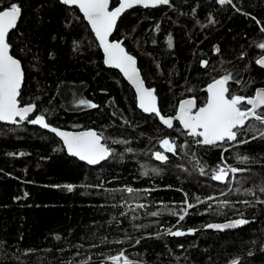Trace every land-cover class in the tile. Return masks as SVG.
I'll return each mask as SVG.
<instances>
[{"label":"trees","instance_id":"trees-1","mask_svg":"<svg viewBox=\"0 0 264 264\" xmlns=\"http://www.w3.org/2000/svg\"><path fill=\"white\" fill-rule=\"evenodd\" d=\"M11 3L22 8L10 32L25 73L20 103L37 105L31 119L43 114L57 127L95 129L113 154L91 167L69 156L49 131L27 121L0 122V264H111L107 258L121 251L138 264H264V204L258 202L264 200V138L241 130L236 141L210 146L186 136L177 156L156 162L157 139L174 129L138 108L133 87L105 65L79 9L59 0H0V10ZM262 27L264 0H171V6L127 10L111 39L136 57L166 114L182 96L206 98L205 87L229 72L230 94L251 96L264 86V67L256 63L264 54ZM81 99L98 107L80 105ZM248 124L263 129L255 120ZM226 165L242 171L233 182L231 172L226 182L212 180ZM128 187L136 193L123 191ZM185 199L196 207L179 221L170 212L180 214ZM134 200L145 207H129ZM241 218L250 223L233 231L206 227ZM169 228L198 231L174 237L164 234Z\"/></svg>","mask_w":264,"mask_h":264},{"label":"snow or ice","instance_id":"snow-or-ice-1","mask_svg":"<svg viewBox=\"0 0 264 264\" xmlns=\"http://www.w3.org/2000/svg\"><path fill=\"white\" fill-rule=\"evenodd\" d=\"M111 0H60V3L66 6L78 8L83 14L84 19L88 22L99 47L104 53V63L109 67L119 69L124 77H126L135 87L139 108L145 113L155 114L160 121L168 128H173V120L179 121L184 132L195 139L197 144L215 146L218 143L232 142L237 140L241 130L258 132L260 138H264V130L257 129L248 124L249 120H255L260 125H264V88L257 89L253 96H243L238 94H230V82L235 78L232 73H226L219 78H214L207 85V99L203 106L198 107L195 98L182 100L179 104L178 111L174 117H165L161 114V110L157 105V97L155 90L145 87L140 72L137 69V61L135 57L130 55L122 46L120 41H111L109 38L117 28L118 20L127 10L136 6L143 8H155L161 5L171 6V0H118V5L110 10ZM220 5L231 4L232 0H218ZM239 11V9H237ZM22 16V8L17 3H11L3 10H0V121L10 124H20L27 121L33 125H39L42 128L49 129L57 136L61 137L67 147V151L81 161H86L89 165H97L101 161L108 159L112 154V150L102 140L105 138L102 134L94 130L80 133H71L61 131L58 128L50 127L46 122L43 114L36 115L34 119H29L37 109L35 103H29L21 106L20 96L21 88L25 81V73L21 61L12 54V45L10 43V32L17 28L18 21ZM253 19H255L253 17ZM210 23L214 21L210 20ZM259 24L260 22L257 21ZM159 30V25L156 26ZM264 32V27L260 29ZM173 46L172 38H168V47ZM264 49V43L258 45ZM215 52L219 53L220 48L215 47ZM256 63L264 67V58L256 60ZM201 66L208 67V61H201ZM237 84L239 80L235 81ZM80 105L89 108L98 107L89 101L81 99ZM247 105V107H242ZM199 138V139H196ZM252 139H257L256 135ZM247 143L248 141H241ZM113 143H126V141H113ZM160 147L167 153L175 155L177 153V144L167 138L160 141ZM132 151V149H128ZM227 151V149H225ZM19 155L23 156L24 153ZM154 158L160 162H167L169 157L163 152L156 151ZM247 160V157L243 158ZM242 171L234 167H217L211 175V179L219 182H226L229 173H237ZM201 174L204 168H200ZM147 174V173H145ZM69 192L73 190L72 185L65 186ZM129 194L136 193L131 187L124 189ZM147 191V190H145ZM264 192V187L260 189ZM25 197L28 195L24 194ZM138 198V197H136ZM211 200L213 197H208ZM197 203H205L206 201L196 197ZM264 204V200L258 201ZM185 207L181 209V213L171 211V215H178L179 221H183L188 215V209L196 207V205L188 203L185 199ZM244 203H248L244 201ZM227 205L223 202L221 206ZM131 207V206H129ZM144 204H136V208L143 209ZM166 207V206H165ZM134 210V209H133ZM160 212H151V216H158ZM126 215V213H125ZM132 219H137L133 216ZM250 221L244 218L231 221L226 224H208L207 228L223 231L225 229L238 228L249 224ZM198 229H188L187 232L182 230L173 231L172 228L166 230L164 234L174 237L185 235H193ZM157 239L160 234H157ZM59 239V237H57ZM119 243V241H117ZM140 243L139 240L136 241ZM182 247V246H181ZM111 264H138L132 261L121 251L118 255L109 256L107 258ZM87 264V262H84ZM231 264H240L238 260H232Z\"/></svg>","mask_w":264,"mask_h":264},{"label":"flooded vegetation","instance_id":"flooded-vegetation-1","mask_svg":"<svg viewBox=\"0 0 264 264\" xmlns=\"http://www.w3.org/2000/svg\"><path fill=\"white\" fill-rule=\"evenodd\" d=\"M206 88H207V86L205 87V90H206ZM256 91V90H255ZM240 92L241 91H238V90H234V92H232L231 94H238V95H242V94H240ZM254 95V94H253ZM253 95H251V96H253ZM249 97H250V95H248ZM186 98H195L196 99V102H197V106L198 107H200V106H203V104L205 103V101H206V99H207V92H206V98H204V99H198L197 97H183V98H181V99H179L178 101H176V103L175 104H173L172 105V108L170 109V110H168V112L165 114V113H163L162 111H161V113H162V115H164L165 117H174L175 115H176V113H177V111H178V107H179V103H180V101H182V100H184V99H186ZM137 100V99H136ZM159 100V99H158ZM160 106V105H159ZM242 107H247V105H243ZM160 110H161V108H160ZM262 112H264V110H261ZM144 112V111H143ZM152 115H155V114H152ZM157 117V116H156ZM158 118V117H157ZM158 120H159V118H158ZM159 122H160V120H159ZM161 123V122H160ZM165 126V125H164ZM165 127H167V126H165ZM168 128V127H167ZM168 129H170V128H168ZM172 130H173V133H171V135H170V133L169 134H164V135H161L158 139H157V145H156V147H154L153 148V150H152V154H153V158H154V153L156 152V151H160V152H163L165 155H167L168 157H169V159H170V157L171 156H173V157H175V156H177V154H178V152L180 151V145H185V139H186V136H188L185 132H184V130L182 129V127L180 126V124H179V121H176V120H173V128H171ZM174 135H177V136H179V138H181V141L180 142H178L177 143V137H175ZM165 138H167V139H169V140H172V141H174L176 144H177V153L175 154V155H173L172 153H167V152H165V150L163 149V148H161L160 147V141L161 140H163V139H165ZM192 138V140H194V143L196 144V145H201V144H197L196 142H195V139L193 138V137H191ZM237 138H238V136H237ZM196 139H199V138H196ZM232 142H234V141H232ZM226 143H229V142H224V143H218V144H226ZM168 159V160H169ZM154 160H155V158H154ZM156 162H158V163H165V162H160V161H157V160H155ZM87 165V164H86ZM98 166V165H97ZM91 167H96V166H91Z\"/></svg>","mask_w":264,"mask_h":264},{"label":"water","instance_id":"water-1","mask_svg":"<svg viewBox=\"0 0 264 264\" xmlns=\"http://www.w3.org/2000/svg\"><path fill=\"white\" fill-rule=\"evenodd\" d=\"M59 2H60V0H59ZM118 5V4H117ZM116 5V6H117ZM115 7V6H114ZM114 7H112V0H111V2H110V10L112 9V8H114ZM82 14V13H81ZM83 15V14H82ZM88 23V22H87ZM90 26V25H89ZM91 28V27H90ZM94 34V33H93ZM111 41H118V40H116V39H111V37L109 38ZM98 44H99V42H98ZM122 46L125 48V50L127 51V49H126V47L123 45V43H122ZM101 51H102V54H103V59H104V53H103V50L101 49ZM128 52V51H127ZM130 55H132L133 57H135L133 54H131L130 52H128ZM15 57V56H14ZM16 58V57H15ZM260 58H264V54L260 57ZM259 58V59H260ZM18 59V58H17ZM135 59H136V57H135ZM136 61H137V59H136ZM22 64V63H21ZM106 65V64H105ZM106 66H108V65H106ZM23 67V66H22ZM109 67V66H108ZM111 68H113V67H111ZM115 69H117V68H115ZM137 69L139 70V72H140V69H139V67H138V63H137ZM24 70V69H23ZM117 70H119V69H117ZM120 71V70H119ZM121 72V71H120ZM122 73V72H121ZM122 75H123V73H122ZM140 75H141V78L143 79V77H142V74H141V72H140ZM124 76V75H123ZM127 81H128V83L133 87V89H134V91H135V94H136V99H137V106L139 105V102H138V97H137V93H136V90H135V87H134V85L126 78V77H124ZM143 81H144V79H143ZM211 83V82H210ZM144 84H145V87H147V88H150V89H154V88H152V87H148L147 85H146V83H145V81H144ZM23 86V85H22ZM262 88H264V86H259V87H257L256 88V90L257 89H262ZM22 89V88H21ZM155 90V89H154ZM155 95H156V97H157V105H158V107H159V109H160V106H159V100H158V96H157V94H156V92H155ZM186 99H190V98H186ZM185 100V99H184ZM181 102V101H180ZM180 104V103H179ZM25 105H27V104H25ZM21 106H24V105H22L21 104ZM138 108H139V106H138ZM140 109V108H139ZM140 110H142V109H140ZM143 111V110H142ZM34 113V112H33ZM33 113L32 114H30V116H29V119H31V116H33ZM148 114H151V113H148ZM162 114V113H161ZM32 119H34V118H32ZM160 120V119H159ZM1 123H6V124H10V123H8V122H4V121H0ZM47 122V121H46ZM161 122V121H160ZM48 123V122H47ZM162 123V122H161ZM49 124V123H48ZM163 124V123H162ZM33 125V124H32ZM50 125V127H55V128H58L59 130H61V131H65V132H71V133H80V132H85V131H89V130H94V131H96L95 129H93V128H89V129H83V130H71V129H66V128H61V127H57V126H54V125H52V124H49ZM164 125V124H163ZM35 126H38V127H40L39 125H35ZM166 126V125H165ZM40 128H42V127H40ZM43 130H46V131H49V132H51L49 129H45V128H42ZM97 132V131H96ZM51 133H53V132H51ZM59 140H60V142L62 143V145H63V147H64V149H65V151L67 152V154L69 155V156H71V157H74V158H76V159H78L80 162H82V163H84V164H87V165H89L86 161H81L78 157H75V156H72L68 151H67V147H66V145L64 144V142H63V140H62V138L61 137H59V136H57L55 133H53ZM102 143H104L103 141H102ZM106 160H108V159H106ZM106 160H104V161H101L99 164H97V165H100V164H102L103 162H105ZM97 165H89V166H97ZM231 221H234L233 219H231V220H226V221H220V222H215V223H212V224H226V223H229V222H231ZM244 226V225H243ZM243 226H241V227H243ZM238 228H240V227H238ZM238 228H233V229H225V230H223V231H233V230H236V229H238ZM215 230V229H214ZM216 231H218V230H216ZM92 264H107L105 261H100V262H96V263H92ZM231 264V263H230Z\"/></svg>","mask_w":264,"mask_h":264},{"label":"rangeland","instance_id":"rangeland-1","mask_svg":"<svg viewBox=\"0 0 264 264\" xmlns=\"http://www.w3.org/2000/svg\"><path fill=\"white\" fill-rule=\"evenodd\" d=\"M233 92H234V90H233ZM246 94V93H245ZM243 95V94H242ZM247 95V94H246ZM246 95H243V96H246ZM182 97H184V96H182ZM186 97V96H185ZM195 97V96H194ZM262 130H264V125H263V129ZM224 167H230L229 165H226V166H224ZM154 169H156V168H154ZM234 174L235 173H231V175H232V182H233V180H234ZM133 202V203H132ZM136 204H138V202L136 201V200H134V201H130L129 203H128V206L129 205H134V207H136ZM132 207V206H131Z\"/></svg>","mask_w":264,"mask_h":264}]
</instances>
